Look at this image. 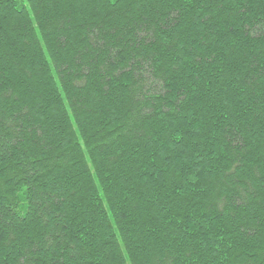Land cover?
Masks as SVG:
<instances>
[{
	"label": "trees",
	"instance_id": "obj_1",
	"mask_svg": "<svg viewBox=\"0 0 264 264\" xmlns=\"http://www.w3.org/2000/svg\"><path fill=\"white\" fill-rule=\"evenodd\" d=\"M264 0H0V264H264Z\"/></svg>",
	"mask_w": 264,
	"mask_h": 264
},
{
	"label": "snow or ice",
	"instance_id": "obj_2",
	"mask_svg": "<svg viewBox=\"0 0 264 264\" xmlns=\"http://www.w3.org/2000/svg\"><path fill=\"white\" fill-rule=\"evenodd\" d=\"M262 31H264V29H262Z\"/></svg>",
	"mask_w": 264,
	"mask_h": 264
}]
</instances>
